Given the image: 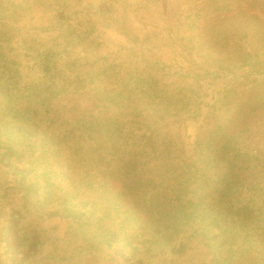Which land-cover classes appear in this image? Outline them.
I'll list each match as a JSON object with an SVG mask.
<instances>
[{
  "label": "rangeland",
  "instance_id": "rangeland-1",
  "mask_svg": "<svg viewBox=\"0 0 264 264\" xmlns=\"http://www.w3.org/2000/svg\"><path fill=\"white\" fill-rule=\"evenodd\" d=\"M0 264H264V0H0Z\"/></svg>",
  "mask_w": 264,
  "mask_h": 264
}]
</instances>
